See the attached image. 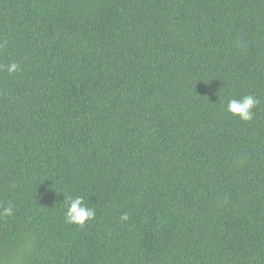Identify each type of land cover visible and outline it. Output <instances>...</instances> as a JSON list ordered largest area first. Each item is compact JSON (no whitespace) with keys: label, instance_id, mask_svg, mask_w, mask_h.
Here are the masks:
<instances>
[{"label":"trees","instance_id":"16d2710c","mask_svg":"<svg viewBox=\"0 0 264 264\" xmlns=\"http://www.w3.org/2000/svg\"><path fill=\"white\" fill-rule=\"evenodd\" d=\"M9 204L0 264H264V0H0Z\"/></svg>","mask_w":264,"mask_h":264},{"label":"clouds","instance_id":"9594fccd","mask_svg":"<svg viewBox=\"0 0 264 264\" xmlns=\"http://www.w3.org/2000/svg\"><path fill=\"white\" fill-rule=\"evenodd\" d=\"M19 70V65L15 62L7 67V71L12 74ZM260 101L251 94L244 95L239 99H230L227 103V111L233 115L238 116L242 121H251L254 117V109L259 105ZM13 214V207L9 204L4 207L0 215L11 216ZM96 215L95 208L88 207L84 203L83 196H70L66 200L65 219L68 223H74L83 226L88 220L94 219ZM121 220L126 221L129 217L125 213Z\"/></svg>","mask_w":264,"mask_h":264}]
</instances>
